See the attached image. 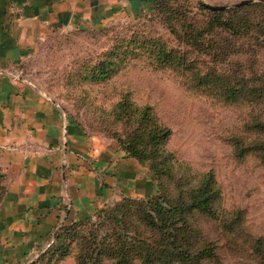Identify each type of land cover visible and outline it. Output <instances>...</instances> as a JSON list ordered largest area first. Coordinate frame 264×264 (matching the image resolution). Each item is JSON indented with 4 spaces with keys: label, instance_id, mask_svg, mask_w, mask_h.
Segmentation results:
<instances>
[{
    "label": "rangeland",
    "instance_id": "1",
    "mask_svg": "<svg viewBox=\"0 0 264 264\" xmlns=\"http://www.w3.org/2000/svg\"><path fill=\"white\" fill-rule=\"evenodd\" d=\"M168 1L115 5L110 25L53 35L20 65L125 165L121 194L22 264H264V0ZM158 213L162 228L145 223Z\"/></svg>",
    "mask_w": 264,
    "mask_h": 264
},
{
    "label": "crops",
    "instance_id": "2",
    "mask_svg": "<svg viewBox=\"0 0 264 264\" xmlns=\"http://www.w3.org/2000/svg\"><path fill=\"white\" fill-rule=\"evenodd\" d=\"M127 1L0 0V264H22L61 225L120 191L113 186L124 163L69 121L20 65L53 35L110 25L113 7Z\"/></svg>",
    "mask_w": 264,
    "mask_h": 264
},
{
    "label": "trees",
    "instance_id": "3",
    "mask_svg": "<svg viewBox=\"0 0 264 264\" xmlns=\"http://www.w3.org/2000/svg\"><path fill=\"white\" fill-rule=\"evenodd\" d=\"M154 1V3L155 4H157V7H158V9L159 10H161V11H163L164 10V7H165V5H166V3L167 2H169L168 0H153ZM204 9H208L210 12H214V11H218V10H214V9H211V8H208V7H206V6H204ZM167 14H168V16H170V14L167 12ZM219 26H220V24H218ZM208 26H211L210 24H209V22H208V24H207V27ZM79 31H87V30H85V29H80ZM78 32V31H77ZM165 53V55L167 54L166 52H164ZM260 126L264 129V121L263 122H261L260 123ZM160 130H162V129H160V128H158V127H155V128H153V130L152 131H150L148 134V136H149V138H151V139H155V141L154 142H158V141H161L162 139H166V134L164 133L163 135L162 134H160V132H158V131H160ZM258 146H259V150H263V147L261 146V144L259 143L258 144ZM128 153H129V155H131V156H135L136 154H138L135 150H131L130 152L128 151ZM139 158H141V157H139ZM2 181H4V177L2 176V175H0V182H1V185H2ZM0 190H2V186H1V189ZM198 192H201L202 193V188H199L198 190H197ZM4 192H5V188H3V191H2V193H1V195H2V198H3V196H4ZM208 200V197H205L204 198V200H203V202L204 201H207ZM128 201H125V203H127ZM200 203H201V201L199 200V202H197V206H199L200 207ZM155 204H160V200H155ZM190 206H192V204H190ZM164 208V207H163ZM103 209L104 208H99L97 211L99 212V213H101L102 211H103ZM162 210V208L160 207L159 208V212ZM178 210H180V208H178L177 206H170L169 208H164V213H161L162 215H163V217L165 218L166 217V219L168 218V217H170V219H172V221H179V220H181L182 218H176V220H175V216H174V214H175V212H177ZM189 210H190V208H189ZM170 212H172L173 214L172 215H170L169 216V213ZM150 217V216H149ZM156 217H158L157 218V220H155L156 219ZM147 221H145V223H148V224H151V225H153V226H155V227H159V228H162L163 226H162V223H164V221H162L161 219V217L159 216V213L156 215V216H151L150 218H148V217H146L145 218ZM149 219V220H148ZM67 224H69V223H67ZM67 224H63V225H61L58 229H57V231H56V233H55V236L57 237L58 236V231L62 228H65L66 227V225ZM163 225H165V224H163ZM61 229V230H62ZM54 236V237H55ZM119 255H121V256H119V260H118V263L119 264H131V260H129V259H127V258H125L124 257V255H122L121 253H119ZM147 259H149L148 258V256H147ZM162 261H164V260H162ZM174 259H170V263L172 262V263H174Z\"/></svg>",
    "mask_w": 264,
    "mask_h": 264
},
{
    "label": "water",
    "instance_id": "4",
    "mask_svg": "<svg viewBox=\"0 0 264 264\" xmlns=\"http://www.w3.org/2000/svg\"><path fill=\"white\" fill-rule=\"evenodd\" d=\"M251 1L252 0H239V1L233 2V3L228 4V5H212L209 3H204V5L208 8L214 9V10H222V9H228V8H232V7H238L241 5H245Z\"/></svg>",
    "mask_w": 264,
    "mask_h": 264
},
{
    "label": "built area",
    "instance_id": "5",
    "mask_svg": "<svg viewBox=\"0 0 264 264\" xmlns=\"http://www.w3.org/2000/svg\"><path fill=\"white\" fill-rule=\"evenodd\" d=\"M7 148H10V147H7Z\"/></svg>",
    "mask_w": 264,
    "mask_h": 264
}]
</instances>
